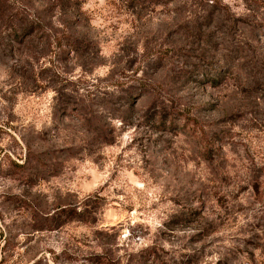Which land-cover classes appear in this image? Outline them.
<instances>
[{
    "label": "rangeland",
    "instance_id": "1",
    "mask_svg": "<svg viewBox=\"0 0 264 264\" xmlns=\"http://www.w3.org/2000/svg\"><path fill=\"white\" fill-rule=\"evenodd\" d=\"M101 255L264 264V0H0V264Z\"/></svg>",
    "mask_w": 264,
    "mask_h": 264
},
{
    "label": "trees",
    "instance_id": "2",
    "mask_svg": "<svg viewBox=\"0 0 264 264\" xmlns=\"http://www.w3.org/2000/svg\"><path fill=\"white\" fill-rule=\"evenodd\" d=\"M65 213H67L68 220H72V219L86 220V218L84 217V212H82L81 210H78L77 208H73V207H71V209L62 208L57 214L61 218L62 215ZM146 252L148 254L147 257L149 258L148 260H150V258H153V256H155L157 259H154L153 261L159 260L160 262H163V259L160 256V252H158L156 249L148 248ZM97 257L99 258H97V261L95 262V264H111L112 262L111 259L107 258L105 255H101Z\"/></svg>",
    "mask_w": 264,
    "mask_h": 264
}]
</instances>
